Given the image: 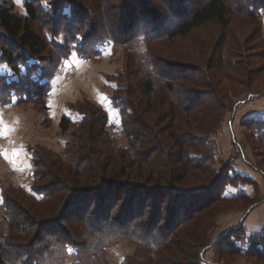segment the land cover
<instances>
[{
    "label": "trees",
    "instance_id": "16d2710c",
    "mask_svg": "<svg viewBox=\"0 0 264 264\" xmlns=\"http://www.w3.org/2000/svg\"><path fill=\"white\" fill-rule=\"evenodd\" d=\"M92 1L102 8V12L96 14L103 30H99V24L94 22L87 31L80 26L72 25L69 29L66 24H61L63 18H72L64 13L65 7H72V2L59 7L58 0L48 9L41 5L42 0H27L25 17L14 14L11 8L0 3V27L4 33L0 36V65L6 64L12 71L10 77L0 74V103L10 105L16 97L17 103L32 102L47 112L51 84L60 60L67 59L72 50L81 57H97L101 51L96 45L110 39L115 48L119 44L126 45V51L131 55L123 77L125 82H117L116 93L126 95L113 98L114 107L119 109L122 118V133L129 142V146L123 149L127 159L134 164L146 163L151 145L161 144L157 151L163 158L167 157L163 163L169 165L168 171L165 175L157 172L156 157L151 161L153 163H149L153 164V174L163 181H181L182 171L209 172L214 158L205 149L211 148L214 140L196 133L207 134L216 130L217 126L214 128L213 125L221 121L222 114L228 109L235 87L249 89L256 76L264 72L263 45L250 46L255 39L260 41L264 28V0H161L163 8H158L150 0H123L118 21L106 18L111 11L110 7L103 8L107 0ZM229 12L243 20L258 22L259 28L253 34L243 32L240 25L237 26L239 31L230 29L227 23ZM42 15L49 17L48 26L42 25V32L47 29V33L54 37L62 34L63 44L47 42L42 34L32 29V22L42 21ZM77 23L82 26V21ZM212 23L220 24L223 29L213 38L210 47L201 48L205 57L201 66L176 64V61H166L156 54L155 47L162 45L158 43L175 37L185 38ZM106 26H110V31ZM239 36L245 40H240ZM138 40L145 44L146 51L141 52L134 44ZM72 45H75L74 49ZM49 47L57 56H44ZM257 47L262 49L261 52H253ZM258 60L263 64L258 65ZM231 88L233 92H230ZM136 92L145 95L151 105L146 110L156 116L154 120L141 116L136 103L131 101ZM156 108L163 114L157 115ZM71 109L81 116L78 124L81 130L94 124L100 127V134L108 136L103 142L111 150L116 138L108 130L107 112L99 106L87 112ZM242 123L264 142V117L246 118ZM71 124L68 117H63L61 130L69 131ZM167 141L173 142L176 153L167 152ZM78 149L83 148L79 146ZM105 151L107 154L108 149ZM31 154L32 193L24 188L1 187L0 212L5 215L9 233L5 234L0 228V264H67L69 257L76 259L77 264H109L105 258L106 248L118 237H126L156 254L174 242L179 232L185 231L186 221L194 219L214 202L250 197L245 192L229 197L224 194L227 185L250 182L238 174L232 176L228 169L222 174L213 173L209 183L201 187L178 189L161 185L153 188L117 181L118 177H102L94 168L84 167L83 162L88 158L76 159L74 163L72 155L66 156L72 164L67 176H62L54 168H50L46 175L43 170L48 168L45 155L35 149ZM82 175L87 179L82 180ZM47 178L51 179L46 186L37 184ZM121 188L126 189V196ZM215 188V197L207 193ZM15 189L21 192L23 199L15 197ZM137 192H143L138 200ZM170 192L172 205L164 218L161 205L165 203L164 195ZM248 239L249 246L244 247L237 245L234 237L227 238L225 251L260 255L258 247L264 242V228L253 232ZM198 257L203 259L201 254ZM121 264H128V259Z\"/></svg>",
    "mask_w": 264,
    "mask_h": 264
},
{
    "label": "rangeland",
    "instance_id": "374dc122",
    "mask_svg": "<svg viewBox=\"0 0 264 264\" xmlns=\"http://www.w3.org/2000/svg\"><path fill=\"white\" fill-rule=\"evenodd\" d=\"M26 1L0 0V3L11 8L14 14L25 17L27 15L24 5ZM55 1L58 0H42L41 5L49 9ZM150 1L156 4L158 8H163L161 0ZM70 2L73 4L72 7H65L64 13L72 18H63L60 20L61 24H66V28L69 29L72 25L80 26L84 31H87L94 22L99 24V30H103L104 26L99 23L97 19L99 15L96 14L102 12L99 5H96L92 0H59L58 5L63 7L64 3L70 5ZM122 2L123 0H107V3L103 4V8H111L107 19L120 20ZM41 18H43V22L40 20L32 22V29L42 34L47 42L57 41L59 44H63L62 34L54 37L47 33V29H44V33L42 32V25L48 26L47 19L49 17L42 15ZM80 21H82V26L77 23ZM227 23L230 29L234 31L242 29L247 34H253L259 28L258 22L243 20L231 12L227 16ZM238 25L241 26L240 29H238ZM106 27L110 31V26ZM222 29L220 24L212 23L193 31L190 36L185 38L175 37L165 43H158L162 45H157L155 52L165 58L166 61L169 59L176 61V64L201 66L202 62H205L201 48L205 45L210 47L213 38L218 36ZM2 35L4 33L0 27V36ZM239 39L245 40L241 36ZM258 43L262 44L264 48V28L261 32L260 41L255 39L250 46H259ZM134 44L141 52L146 51L142 41H135ZM72 48L74 49L75 45H72ZM96 49L101 51L97 57H81L75 50H72L67 59L60 60L55 72V76L58 74L55 81L56 86L48 96V101L49 98L51 99V110L46 112L40 105L32 102L17 103L16 97L13 98V103L10 105L0 103V120H2V124H0V192L3 186L12 189L24 188L29 194L32 193L33 167L29 165L32 149L45 155V164L48 165L47 169L45 167L43 169L45 174L50 172V168H54L58 169L62 176H67V171L72 167V164L66 156L72 155L75 157L74 163L76 159L88 158L83 162L84 167L94 168L96 173L102 177L103 175L109 178L118 177L119 180L117 181L153 188L161 185L164 188L176 186L178 189L180 187L183 189L201 187L209 183L208 181L214 177L213 173L222 174L223 170L228 169L232 176L238 174L246 177L250 182L236 186L227 185L224 194L229 197L245 192L250 196L248 199L214 202L199 215L194 216V219L186 221L184 223L185 231L179 232L174 242L156 254L142 249L137 243L126 237H118L112 245L106 248L105 258L109 264H121L126 259H128V264H264V242H261L262 245L258 247L260 255L228 253L224 247L226 246L224 241L229 237H234L237 240V245L248 247L250 243L248 238L251 234L264 228V142L258 138L257 134H252L242 123L244 119L253 118V116L260 119L264 117V72L256 76L257 79L249 89L238 85L235 87V95L233 96L231 93L233 98L231 96V101L227 104L228 109L222 114L221 121L212 124L214 128L217 126L216 130L212 129V132L207 134L196 133L201 137L214 140L211 148L205 149L206 153L212 154L214 158L213 163L209 165V172L182 171L181 181H174L175 183L170 181V183L153 174V164L149 163L156 157L158 158L155 161L158 164H155L157 165L155 168L157 172L160 175H165V172L168 171L169 165L163 163V159L167 157L163 158L161 153L157 151L158 145L161 146V144L151 145V154L146 163L134 164L124 154L123 149L129 146V142L122 133V118L119 109L114 107L113 98L121 94L116 93L117 82H125L123 77L127 72L128 62H131V55L128 54L129 52L127 53L126 45L119 44L115 48L113 42L108 39L97 44ZM261 50L257 47L253 52H261ZM44 56H57V53L52 47H49L44 52ZM257 62L258 65L263 64L262 60ZM0 74H7L10 77L12 71L3 63L0 65ZM233 91L234 89L231 88L230 92ZM122 94L126 95V93ZM58 101L61 102V107H58L57 113L54 108L59 106L56 105ZM131 101L136 103L141 116L145 118L147 116L146 119L148 120L156 118V116H151L150 110H146L151 105L147 102L145 95L142 96L136 92ZM96 105L103 108L108 114V130L116 138L111 144L113 150H110L109 146L103 142L107 135L100 134V127L97 124L81 130L78 125L81 116L71 109L73 107L80 112H87L89 109H96ZM156 111L157 115L163 114L160 109ZM63 117H68L72 122L70 130L67 132L61 130L57 121L62 120ZM97 137L100 140L97 141ZM166 143H169L167 152L176 153V149H173V142L167 141ZM79 146L83 149H78ZM90 146L92 150L91 148L89 150ZM104 149H108L107 154ZM147 150L145 149V151ZM28 153H30V159ZM229 164L232 165L229 166ZM73 173L74 170L72 169L74 176ZM165 177L167 178V176ZM80 178L82 180L87 179L85 175L80 176ZM50 179H41L37 184L46 186ZM15 190V197L20 198V200L23 199L20 196L22 195L21 192ZM121 190L124 193L123 196H126V189L121 188ZM209 191L207 193L213 197L217 195L216 188ZM142 193L137 192L136 199L142 196ZM164 196L165 203H162L161 206L165 218L168 214V207L172 205L173 196L171 192ZM19 202L23 204V201ZM150 204L151 201L149 200L148 205ZM4 219L5 215L0 212V228L5 234H8V225ZM181 219L184 221L185 217ZM208 246L207 250L202 251ZM200 254L203 258L202 261L198 257ZM67 262V264H77L76 259L72 257H69Z\"/></svg>",
    "mask_w": 264,
    "mask_h": 264
},
{
    "label": "crops",
    "instance_id": "0c3cea01",
    "mask_svg": "<svg viewBox=\"0 0 264 264\" xmlns=\"http://www.w3.org/2000/svg\"><path fill=\"white\" fill-rule=\"evenodd\" d=\"M60 75V74H59ZM57 78H58V74L55 76V78H54V81L52 82V91L51 92H53L54 91V89H55V86H56V80H57ZM58 99V98H57ZM91 99H93L92 97H91ZM51 99L49 98V101H48V105H49V109L51 110L52 109V105H51ZM60 103L61 102H57V104L56 105H59V106H57V107H55L54 109H55V111L58 113V107H61V105H60ZM53 109V110H54ZM48 118H50L52 121H54V119L53 118H51L50 116H48ZM253 118H257L256 116H253ZM58 121V124L60 125V123H61V119L60 120H57ZM28 147H31V145H28ZM28 156H29V159H30V153H28ZM29 165H30V167H31V162H30V160H29ZM31 176H32V168H31ZM31 184V183H30Z\"/></svg>",
    "mask_w": 264,
    "mask_h": 264
},
{
    "label": "snow or ice",
    "instance_id": "6c2138e0",
    "mask_svg": "<svg viewBox=\"0 0 264 264\" xmlns=\"http://www.w3.org/2000/svg\"><path fill=\"white\" fill-rule=\"evenodd\" d=\"M0 124H2V120H0ZM72 250L71 249H69V252H71Z\"/></svg>",
    "mask_w": 264,
    "mask_h": 264
}]
</instances>
